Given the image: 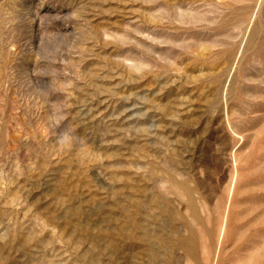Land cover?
I'll return each instance as SVG.
<instances>
[{
  "label": "rangeland",
  "instance_id": "1",
  "mask_svg": "<svg viewBox=\"0 0 264 264\" xmlns=\"http://www.w3.org/2000/svg\"><path fill=\"white\" fill-rule=\"evenodd\" d=\"M0 264H264V0H0Z\"/></svg>",
  "mask_w": 264,
  "mask_h": 264
}]
</instances>
